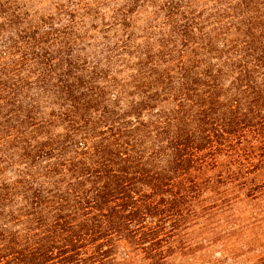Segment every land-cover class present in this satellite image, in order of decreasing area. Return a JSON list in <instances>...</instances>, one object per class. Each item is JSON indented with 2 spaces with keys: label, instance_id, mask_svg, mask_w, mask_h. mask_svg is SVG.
I'll return each instance as SVG.
<instances>
[{
  "label": "trees",
  "instance_id": "1",
  "mask_svg": "<svg viewBox=\"0 0 264 264\" xmlns=\"http://www.w3.org/2000/svg\"><path fill=\"white\" fill-rule=\"evenodd\" d=\"M0 264H264V0H0Z\"/></svg>",
  "mask_w": 264,
  "mask_h": 264
}]
</instances>
